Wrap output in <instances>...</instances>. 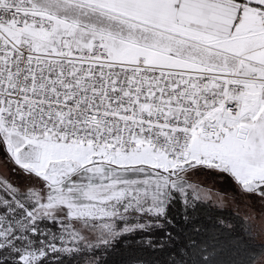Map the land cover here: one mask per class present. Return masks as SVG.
I'll return each instance as SVG.
<instances>
[{
	"label": "snow or ice",
	"instance_id": "obj_1",
	"mask_svg": "<svg viewBox=\"0 0 264 264\" xmlns=\"http://www.w3.org/2000/svg\"><path fill=\"white\" fill-rule=\"evenodd\" d=\"M0 264H264V0H0Z\"/></svg>",
	"mask_w": 264,
	"mask_h": 264
}]
</instances>
